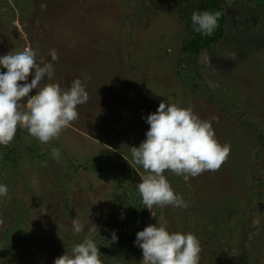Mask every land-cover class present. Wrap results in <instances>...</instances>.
<instances>
[{
  "label": "rangeland",
  "instance_id": "rangeland-1",
  "mask_svg": "<svg viewBox=\"0 0 264 264\" xmlns=\"http://www.w3.org/2000/svg\"><path fill=\"white\" fill-rule=\"evenodd\" d=\"M226 5L221 41L190 56L179 51L186 31L167 0H0V56L30 48L54 70L40 87L66 89L80 79L90 96L78 106L79 118L48 143L17 129V163L0 162V184L8 189L0 196V264H54L59 256L52 248L67 247L63 229H72L76 217L82 233L107 229L114 190L130 185L129 173L138 174L136 181L146 174L131 147L146 139V118L161 102L211 121L230 154L219 170L196 177L166 170L188 206L154 205L143 229L166 223L170 232L193 233L202 247L199 264H264V139L256 134L264 138V21L242 25L251 18L252 0ZM178 57L187 61L185 72L200 74L195 82L175 75ZM0 71L7 70L0 65ZM29 145H35L33 156L22 151ZM98 160L114 168L88 167Z\"/></svg>",
  "mask_w": 264,
  "mask_h": 264
},
{
  "label": "clouds",
  "instance_id": "clouds-1",
  "mask_svg": "<svg viewBox=\"0 0 264 264\" xmlns=\"http://www.w3.org/2000/svg\"><path fill=\"white\" fill-rule=\"evenodd\" d=\"M221 15L220 11L193 12L194 30L205 36L212 34ZM50 56L52 60L58 59L54 49ZM0 65L7 70L0 71V145L7 146L14 139L18 126L26 128L41 143H48L79 118L78 106L89 102V93L80 79L66 89L58 83L40 87L45 76L51 80L54 70L50 63L38 60L30 48L0 56ZM33 70L34 78L28 83ZM35 88L39 91L30 95ZM24 98L26 110L21 111ZM146 121L150 125L146 139L138 147H131L134 162L146 173L138 184L143 204L150 210L154 205L187 208L165 176L166 170L185 177L219 170L230 154V146L221 144L211 121L202 120L191 108L161 102ZM52 155L58 159L59 149L53 148ZM7 192V186L0 184V196ZM152 215L155 216L153 212ZM72 225L74 234L84 231L78 217ZM92 231L89 228V235L75 244L70 253L66 251L57 257L54 264H103ZM112 240H117L115 233ZM135 243L142 249L143 264H199L201 259L199 239L190 232H170L166 223L146 226L137 233Z\"/></svg>",
  "mask_w": 264,
  "mask_h": 264
},
{
  "label": "trees",
  "instance_id": "trees-1",
  "mask_svg": "<svg viewBox=\"0 0 264 264\" xmlns=\"http://www.w3.org/2000/svg\"><path fill=\"white\" fill-rule=\"evenodd\" d=\"M170 3V10L176 14L180 22L183 23L186 35L182 36L180 39V48L179 51L183 54L198 55L203 50L211 49V47L220 42L223 36L226 33V24H227V0H167ZM254 2V9L251 12V18L245 22L243 20L242 25L245 27H253L259 25V23L264 21V0H252ZM210 11L215 13L216 11H220L222 15L218 19V27L213 31L212 34L205 36L204 34L197 32L194 30L192 24V14L193 12L199 11ZM186 60L184 58H176L177 68L175 71V75L182 80L184 83V79H188L189 81L194 79L192 82L197 80V77L200 76L199 73L195 72V70L189 71L190 73L185 72L187 69L185 67ZM188 71V70H187ZM195 75V76H194ZM188 85V84H187ZM199 84L195 83L196 88H199ZM213 93L210 94V98H215ZM19 130L21 127H19ZM256 134L259 138V132L256 131ZM14 143L16 140L13 139L7 146L0 145L1 155L0 162L5 164L6 162L15 165L17 163V159L14 156ZM28 156H33L36 153L35 145H29L27 148L22 150ZM120 157V156H118ZM20 158V157H19ZM91 167L93 170L97 172H101L103 169L112 170L114 165L109 164L106 168L103 167V162L98 160L96 164H90L88 167ZM134 173V174H133ZM129 177L131 178V183L128 186L121 188H116L113 192L112 196V210L109 217L107 218V229L101 232L91 233V236L96 243L97 247L100 250V259L103 264H116L120 262L121 264H140L141 261V253L139 247L135 243L137 233L143 230V226L148 222L149 212L148 208L145 207L142 201V196L138 191V184L141 182L140 180L136 181L139 176L135 172L129 173ZM18 223V222H17ZM245 223L241 221L242 229L245 228ZM16 229V228H15ZM14 230V229H13ZM66 232V241L65 246L61 247L60 244L56 243V245L52 248L56 251V256H61L67 252H71L72 247L83 241V239L89 235L88 232H81L79 234H74L72 229H63ZM113 233H115L117 240L113 242L112 237ZM119 233H123V238L120 237ZM11 233L9 230H5V237H9ZM244 237H247L246 232L244 233ZM57 242H59L57 240ZM14 247H18L21 243V239L15 238ZM244 242H241V249L244 250L245 246ZM115 248H117V253L115 252ZM66 249V250H62ZM242 254L246 255V251H243ZM244 255V257H246ZM243 257V256H241ZM239 264H244L243 261H239Z\"/></svg>",
  "mask_w": 264,
  "mask_h": 264
}]
</instances>
